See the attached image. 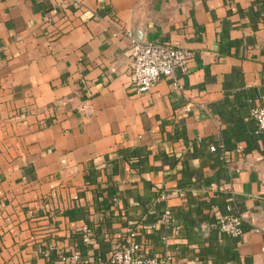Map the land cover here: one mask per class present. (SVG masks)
<instances>
[{
    "label": "crops",
    "instance_id": "crops-1",
    "mask_svg": "<svg viewBox=\"0 0 264 264\" xmlns=\"http://www.w3.org/2000/svg\"><path fill=\"white\" fill-rule=\"evenodd\" d=\"M129 30L193 52L183 89L132 87ZM255 106L264 0H0V264H99L131 225L160 264H264Z\"/></svg>",
    "mask_w": 264,
    "mask_h": 264
},
{
    "label": "built area",
    "instance_id": "built-area-1",
    "mask_svg": "<svg viewBox=\"0 0 264 264\" xmlns=\"http://www.w3.org/2000/svg\"><path fill=\"white\" fill-rule=\"evenodd\" d=\"M75 3L78 4L77 1ZM128 33L133 42L130 70L132 87L138 92L149 90L161 77H169L173 88L183 89V84L176 74L178 71H188L193 52L188 48L174 46L165 41L139 40L131 30ZM190 106L188 103L184 110L188 111ZM251 114L257 122L258 131L263 130L264 106L253 107ZM161 196L165 198L166 195L162 193ZM161 220L167 226H173L174 233L180 232L181 225L174 221L172 210L169 207L163 210ZM153 226H156V223ZM218 227L224 234L239 236L246 232V221L241 213L229 212L219 218ZM91 235L92 228L86 224L82 234L84 242H91ZM63 257L65 258V256ZM74 258L79 259V254H75ZM171 259L170 255L145 254L139 238V231L132 225L127 227L121 244L107 255L98 254L96 257L99 264H160L170 263Z\"/></svg>",
    "mask_w": 264,
    "mask_h": 264
},
{
    "label": "water",
    "instance_id": "water-1",
    "mask_svg": "<svg viewBox=\"0 0 264 264\" xmlns=\"http://www.w3.org/2000/svg\"><path fill=\"white\" fill-rule=\"evenodd\" d=\"M142 40V39H141Z\"/></svg>",
    "mask_w": 264,
    "mask_h": 264
}]
</instances>
